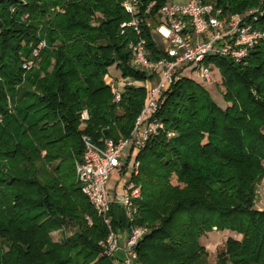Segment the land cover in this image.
Returning a JSON list of instances; mask_svg holds the SVG:
<instances>
[{
    "label": "trees",
    "instance_id": "obj_1",
    "mask_svg": "<svg viewBox=\"0 0 264 264\" xmlns=\"http://www.w3.org/2000/svg\"><path fill=\"white\" fill-rule=\"evenodd\" d=\"M122 1L0 0V264L113 262L99 244L108 227L81 191L75 164L83 136L94 142L128 136L145 104L152 76L131 66L129 44L143 38L148 57L164 54L145 21L139 34L121 28L131 20ZM259 1L217 6L242 13L264 9ZM140 2L144 19L165 0ZM257 18L264 30V15ZM205 63L218 67L227 107L193 79L178 77L154 114L164 129L138 152L131 179L141 198L132 221L111 207L115 231L148 229L134 264H199L207 254L200 237L225 229L242 237L226 240L220 264H264V210L254 208L255 183L264 178V41L240 62L208 56ZM114 64L125 80L118 103L108 77ZM169 172L192 185L173 188ZM66 224L75 233L54 242L51 233Z\"/></svg>",
    "mask_w": 264,
    "mask_h": 264
},
{
    "label": "built area",
    "instance_id": "obj_2",
    "mask_svg": "<svg viewBox=\"0 0 264 264\" xmlns=\"http://www.w3.org/2000/svg\"><path fill=\"white\" fill-rule=\"evenodd\" d=\"M20 1L25 3L27 0ZM122 6L131 20L123 22L121 28L132 26L139 34V24L142 21L150 27L157 23L156 27H152L151 34L155 31L164 40L166 45L161 48L164 54L156 60L148 57L149 51L143 38L129 44L131 66L152 76L147 85L145 104L136 117L129 136L119 137L117 140L106 138L99 142L83 136L84 152L81 160L75 164V174L81 191L108 227L107 237L99 241L102 254L112 257V264H134L138 241L148 230L146 227L132 225L126 233L122 230L115 231L111 226V207L113 204L120 208L123 206L127 219L132 221L136 212L135 202L141 198V188L131 181V174H137L139 169L137 153L151 136L164 129L163 122L154 116L161 96L178 77L183 76L181 72L191 64H196L193 71L200 78L211 82V66L205 63L208 56L228 57L240 62L258 42L264 40V30L255 27L257 16L251 15L252 18L249 19L250 15L226 14L217 7L216 0H165L153 17L144 19L140 15V0H123ZM153 6L154 2L147 5L144 15H149ZM34 55H37V50ZM30 66L31 63L23 65L24 68ZM115 81L111 80L109 86L113 101L118 103L123 89ZM88 117V111L83 110L81 120H87ZM167 135L171 136L172 133L168 132ZM129 146L134 153L123 164V150ZM128 165L131 167L130 182L119 189L116 187L120 193L115 194L112 199L107 188L110 173L114 169L126 171ZM86 218L91 224V219ZM120 235L123 236L122 240ZM117 254L119 258L116 257Z\"/></svg>",
    "mask_w": 264,
    "mask_h": 264
},
{
    "label": "rangeland",
    "instance_id": "obj_3",
    "mask_svg": "<svg viewBox=\"0 0 264 264\" xmlns=\"http://www.w3.org/2000/svg\"><path fill=\"white\" fill-rule=\"evenodd\" d=\"M261 2H262V0L259 1V3H261ZM216 5H217V0H216ZM250 11H252V13H250ZM259 13H262L264 15V9H263V6L261 4L255 6L253 8H249V9L245 10L244 12L238 13V14L243 15V16L250 15V16H248V18L251 19L252 18L251 15L257 16V14H259ZM228 14H236V13H228ZM257 22H255V23H257ZM255 23H254V25H255ZM156 26H157V23H154L152 27L154 28ZM152 27H150V31L152 30ZM255 27H257V26H255ZM152 32H153V39L156 42L157 46L160 48H164L166 45L164 40L157 33H155V31H152ZM261 41H264V40H261ZM260 42H258L257 44H259ZM32 62H33V60H29L26 63H31V65H32ZM207 65L211 66V72H210L211 76H212L211 82H207V80L200 78L195 73V71H193L194 68L196 67V64L189 65L187 68H185L181 72V74L185 77L193 79L198 84L203 86L207 90V92L210 94L211 98L217 103V105L219 107L225 109L228 104H227L226 99L223 96L224 87L221 83L222 82L221 73H220L218 67L215 66L213 63H209ZM108 77L112 81L116 80L115 82L117 83V85L122 86L124 79L122 78L121 72L116 67L115 64L109 67ZM148 83H149V81H147L146 86L148 85ZM82 125H80V126H82ZM262 131L264 133V127L262 128ZM130 133H131V131H130ZM130 133H129V135H130ZM120 137H124V136H120ZM133 153H134V151L131 150V146H129L123 150V154L125 156V159H123V161H122L123 164H126V158L128 156H132ZM137 156H138V153H137ZM130 174H131V167L129 165L127 167L126 172L120 171L118 169L112 170V172L110 173V176H109L108 183H107V188H108L109 192L111 193L112 199L115 198V194L120 193L116 190V187H118V189H119L123 184L130 182ZM131 176H132V174H131ZM168 178L170 180L171 186L175 189H178V190H186L192 185L191 183H183V182L179 181L177 179V177L172 172L168 173ZM131 181H133L135 184L137 183L133 179H131ZM255 190H256L255 191L256 195H255V199H254V208L257 210L263 211L264 210V178H260L255 183ZM119 205L122 206V204H119ZM123 209H124V207L122 206L121 210L125 213V211ZM142 227H146V226H142ZM75 231H76L75 226H73L71 224H66L62 229L53 231L51 233L52 240L54 242H59V243L64 242L68 237H70L72 234H74ZM127 231L128 230H122L123 233H126ZM122 237L123 236L120 235L121 240H122ZM229 237H232L236 240H240L242 236H241V234H238L234 231H230L228 229L211 230L209 232L204 233L200 237L199 243L205 247V249L207 250V254L203 257V260L200 261L199 264H220V258H218L219 257L218 254L221 251L225 250V242ZM116 257L119 258V255L117 254ZM135 261H136V259H135ZM226 264H232V263H230L228 261Z\"/></svg>",
    "mask_w": 264,
    "mask_h": 264
}]
</instances>
